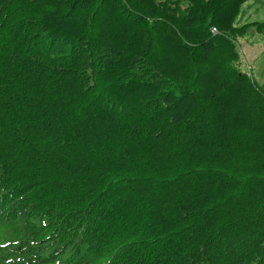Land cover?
Here are the masks:
<instances>
[{
	"label": "trees",
	"instance_id": "trees-1",
	"mask_svg": "<svg viewBox=\"0 0 264 264\" xmlns=\"http://www.w3.org/2000/svg\"><path fill=\"white\" fill-rule=\"evenodd\" d=\"M249 0H0V264H264Z\"/></svg>",
	"mask_w": 264,
	"mask_h": 264
},
{
	"label": "rangeland",
	"instance_id": "rangeland-1",
	"mask_svg": "<svg viewBox=\"0 0 264 264\" xmlns=\"http://www.w3.org/2000/svg\"><path fill=\"white\" fill-rule=\"evenodd\" d=\"M264 22V0H249L237 18V24ZM244 61V69L264 86V29L253 25L248 29V36L239 42Z\"/></svg>",
	"mask_w": 264,
	"mask_h": 264
}]
</instances>
